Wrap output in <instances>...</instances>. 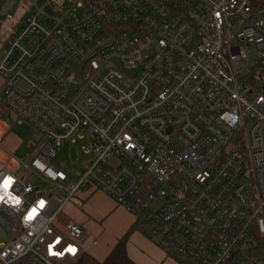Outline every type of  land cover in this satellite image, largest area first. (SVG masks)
I'll use <instances>...</instances> for the list:
<instances>
[{"label": "built area", "instance_id": "2783aa9c", "mask_svg": "<svg viewBox=\"0 0 264 264\" xmlns=\"http://www.w3.org/2000/svg\"><path fill=\"white\" fill-rule=\"evenodd\" d=\"M20 2L0 0V28ZM24 2L0 117L33 148L0 144V264H77L65 209L86 188L177 264H264V0ZM81 130L91 158L72 179L53 159Z\"/></svg>", "mask_w": 264, "mask_h": 264}, {"label": "crops", "instance_id": "0c3cea01", "mask_svg": "<svg viewBox=\"0 0 264 264\" xmlns=\"http://www.w3.org/2000/svg\"><path fill=\"white\" fill-rule=\"evenodd\" d=\"M7 132L8 128L0 120V141ZM12 156L19 158L13 154ZM65 215L68 220L84 228L82 241L89 237L98 241L107 235V231H114V236L110 240L109 253L122 237L128 235L126 253L133 264H177L134 227V218L129 213L94 188L80 191L66 207Z\"/></svg>", "mask_w": 264, "mask_h": 264}, {"label": "rangeland", "instance_id": "374dc122", "mask_svg": "<svg viewBox=\"0 0 264 264\" xmlns=\"http://www.w3.org/2000/svg\"><path fill=\"white\" fill-rule=\"evenodd\" d=\"M19 12L13 16V19L9 23L4 22L0 28V49L5 44L7 39V27L15 24L16 21L22 19L24 13L21 11L27 10V5L24 0L20 2ZM21 21V20H20ZM4 125L8 128V132L1 140V146L9 153L15 155L16 157H21L25 153L31 151L32 146L28 145V142L32 141V135L29 133L28 129L19 123H13L8 119H2ZM180 142L177 141L176 147ZM88 147V135L85 130H81L80 133L67 141L64 146L57 152L53 163L55 166L62 168L68 173L69 177L72 179L77 178L82 173L83 169L86 168L88 162L90 161V155L87 152ZM27 182L31 183L40 191L44 190V185L38 181L32 175H26ZM106 236L101 237L98 241L87 238L81 241L82 253H87L93 256L100 262L108 256L110 251V240L114 236V231H107ZM9 238V233L0 227V245H2Z\"/></svg>", "mask_w": 264, "mask_h": 264}, {"label": "trees", "instance_id": "16d2710c", "mask_svg": "<svg viewBox=\"0 0 264 264\" xmlns=\"http://www.w3.org/2000/svg\"><path fill=\"white\" fill-rule=\"evenodd\" d=\"M127 236L125 235L116 243L103 262L100 263L87 253H82L77 264H133L126 253Z\"/></svg>", "mask_w": 264, "mask_h": 264}, {"label": "snow or ice", "instance_id": "6c2138e0", "mask_svg": "<svg viewBox=\"0 0 264 264\" xmlns=\"http://www.w3.org/2000/svg\"><path fill=\"white\" fill-rule=\"evenodd\" d=\"M11 184H12V178L11 177L5 176L3 178H0V188H2L4 190L5 195L9 194L8 189H9ZM0 199H3V197H0ZM41 205H43V201H41ZM34 215H35V209H33L31 213H29L28 219H31ZM69 250L71 251L73 249H69ZM50 252L52 255L62 254V253L52 252L51 246H50Z\"/></svg>", "mask_w": 264, "mask_h": 264}]
</instances>
